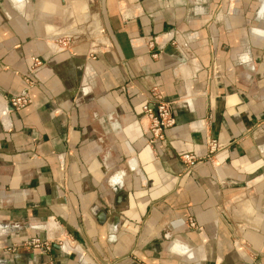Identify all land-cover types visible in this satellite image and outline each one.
I'll list each match as a JSON object with an SVG mask.
<instances>
[{
    "label": "crops",
    "instance_id": "1",
    "mask_svg": "<svg viewBox=\"0 0 264 264\" xmlns=\"http://www.w3.org/2000/svg\"><path fill=\"white\" fill-rule=\"evenodd\" d=\"M0 264H264V0H0Z\"/></svg>",
    "mask_w": 264,
    "mask_h": 264
},
{
    "label": "built area",
    "instance_id": "2",
    "mask_svg": "<svg viewBox=\"0 0 264 264\" xmlns=\"http://www.w3.org/2000/svg\"><path fill=\"white\" fill-rule=\"evenodd\" d=\"M148 46L149 48H153L154 40H149ZM152 56L156 57L157 53H152ZM39 64L40 61L38 59H34L30 73H33L35 71V68H37ZM30 102L31 100L28 96L21 95L13 97L10 101V105L15 110H20L27 106ZM172 106L173 102L164 100L157 93L156 89L152 90V92L150 93V100H148L142 106L143 115L148 117L150 122L149 132L151 134V142L163 141L167 129L171 128L175 124V120L172 114ZM207 149L208 154L212 156L221 151L223 147L215 139L210 138L207 140ZM180 158L184 163L188 165H194L202 160V158L196 157L190 153H184ZM189 225L191 227H195V223L192 220L189 221ZM61 241L62 240L58 241V243H61ZM22 246L37 249L41 248L43 250L49 251L51 249V241L49 239H40L37 237L24 241L22 243Z\"/></svg>",
    "mask_w": 264,
    "mask_h": 264
},
{
    "label": "water",
    "instance_id": "3",
    "mask_svg": "<svg viewBox=\"0 0 264 264\" xmlns=\"http://www.w3.org/2000/svg\"><path fill=\"white\" fill-rule=\"evenodd\" d=\"M16 229L17 228H11L10 230L15 231ZM64 246L68 247V250L72 251V252L76 251V249H77L76 247H74L75 245L72 244L69 239H63L61 241V243L51 241V247H54V248L58 247V248H61L63 250H66Z\"/></svg>",
    "mask_w": 264,
    "mask_h": 264
},
{
    "label": "rangeland",
    "instance_id": "4",
    "mask_svg": "<svg viewBox=\"0 0 264 264\" xmlns=\"http://www.w3.org/2000/svg\"><path fill=\"white\" fill-rule=\"evenodd\" d=\"M82 24H84V23L81 22L80 25H82ZM87 29H89V27H88ZM80 30H81V32L84 31L83 28H81ZM80 38L82 39V38H84V37L81 36ZM82 41H84V39H83ZM66 42L69 44L70 42H72V38H68Z\"/></svg>",
    "mask_w": 264,
    "mask_h": 264
}]
</instances>
